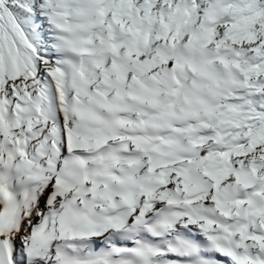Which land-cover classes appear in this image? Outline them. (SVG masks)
<instances>
[{"label":"snow or ice","instance_id":"1","mask_svg":"<svg viewBox=\"0 0 264 264\" xmlns=\"http://www.w3.org/2000/svg\"><path fill=\"white\" fill-rule=\"evenodd\" d=\"M0 264H264V0H0Z\"/></svg>","mask_w":264,"mask_h":264}]
</instances>
